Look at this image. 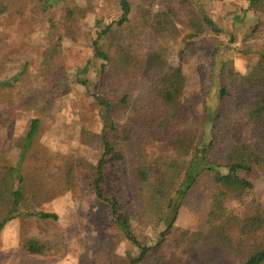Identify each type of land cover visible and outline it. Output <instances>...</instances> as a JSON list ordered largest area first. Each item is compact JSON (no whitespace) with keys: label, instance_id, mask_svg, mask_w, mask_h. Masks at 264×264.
<instances>
[{"label":"rangeland","instance_id":"rangeland-1","mask_svg":"<svg viewBox=\"0 0 264 264\" xmlns=\"http://www.w3.org/2000/svg\"><path fill=\"white\" fill-rule=\"evenodd\" d=\"M128 1L131 5L129 23L114 28L110 35L115 36L122 46L131 45L135 48L134 57L137 59H145L150 49L158 47L165 55V63L176 66L179 62V52H182L185 84L179 104L184 116L182 121L185 122L177 120L176 129L180 132L188 128L189 134L200 141V144L208 143L209 126H204L203 136H200V130L197 128L203 121L204 105L211 103L213 93L216 95L220 82L219 72L228 48L242 50L247 44L258 47L264 43V6L252 3L251 0H169L168 3L167 0ZM9 2L10 11L0 17V80L18 74L27 62V77H30L32 82V92L37 93L42 87L46 94L53 90L54 100L33 142H28L27 136L34 115L13 108L8 111L0 108V183L5 186L4 180L11 179V189L18 188L21 187L19 184L23 176L26 179L23 193L27 197L22 200V204L40 212L54 214L56 219L19 217L8 213L6 215V212L11 210L10 204L0 202V223L10 216L0 228V264H93L101 253L99 251H102L106 264H127L126 253L134 251L119 229L112 224L108 205L96 199L93 188L89 185L91 170L99 160L101 149L79 141L81 128L99 133L102 123L101 109L90 97V92L77 80L95 79L98 63L93 59L92 40L102 28L101 25L97 26V22L105 25L116 22L121 15L118 2ZM44 2H47V5L42 8ZM168 5L173 8V19L169 17L171 12L167 10ZM192 16L197 19H211L222 32L215 34L208 31L201 19L198 23L201 27L190 26L188 19ZM159 20H171L179 30L161 32L159 36L156 30ZM252 30L253 34H250ZM59 36L62 38L60 53H57L54 60L46 62L44 57L48 56L51 50H58L55 44ZM231 38L232 41L229 40ZM116 41L113 43L116 44ZM46 64L54 67L51 74L44 71ZM146 64L145 59L143 66L138 62L124 68L121 76H113V93L117 89L122 92V89L126 88L124 91L130 93L134 98L133 102L138 97L143 99L138 93L142 94L145 86H150L145 81ZM232 65L239 71L242 61L236 58ZM59 66L64 67L62 73ZM157 69L158 66L156 71ZM78 70L83 73L80 74ZM138 74L145 85L140 86L139 81L134 80ZM119 77H122L120 84ZM62 78L70 82L65 90L58 86ZM56 80H59L58 84ZM216 99L217 97L213 98L212 106H215ZM3 104L8 103L5 101ZM119 112L127 119L128 112L125 109ZM155 116L152 112L144 114L149 120H153ZM190 119L194 121L191 123ZM209 120L210 117L207 121ZM186 121L191 124L190 128ZM147 137L149 136H145ZM170 142L164 138H149L145 142L139 140L137 143L127 144L125 154L134 157L136 146H139L141 153L148 157L164 158L170 153ZM166 149L169 151L166 152ZM42 154L46 156L39 157ZM68 158L82 160V164L76 169L77 186L58 195L51 184L46 188L42 187L39 195L35 196L29 182L32 170L45 166L48 168L47 178L51 179L55 169L58 170ZM21 167H24V170ZM119 167L111 170L113 173L112 176L109 175L106 187L108 193L116 190L123 196V172L114 176L121 170ZM247 179L253 186L240 192L237 197L241 203L234 201V208L264 203V177L251 174ZM51 193L54 195L50 199L48 196ZM207 205L208 199L200 188L193 187L186 193L174 218L168 211L163 210V221L155 228L152 223L143 222V227H139V234L154 242L170 221L173 227L188 229L193 233L201 231ZM256 236L264 240V224L256 232ZM30 239L50 242L54 249L52 255L41 257L28 254L25 251V243ZM208 246L211 245L191 246L183 251V256L193 261H200L208 254L214 256L215 253L206 251Z\"/></svg>","mask_w":264,"mask_h":264},{"label":"trees","instance_id":"trees-1","mask_svg":"<svg viewBox=\"0 0 264 264\" xmlns=\"http://www.w3.org/2000/svg\"><path fill=\"white\" fill-rule=\"evenodd\" d=\"M251 1L264 6V0ZM117 2L121 12L119 19L106 25L97 22V26L101 25L102 28L92 40L93 59L98 63L95 79L77 80L90 92L87 93L101 109L102 127L99 133L81 128L79 141L101 149L99 160L91 170L89 185L93 188L96 199L108 205L112 224L119 229L134 251L126 253V263L264 264V240L256 236V232L264 224V203L248 204L245 207L240 205L237 208L232 206L234 201L241 203L237 197L240 192L252 188V183L247 179L249 175L264 177V43L258 47L247 44L242 50L228 48L219 72L220 82L216 95L213 93L211 103L204 105L203 121L197 125L200 136H203L205 125L209 126L210 131L208 143L200 144V141L189 134L190 129L186 128L180 132L176 129L177 123L184 118L179 104L185 84L182 52H179L178 64L170 66L165 63V55L158 47L150 49L145 56V81L150 86H145L142 94L137 92L143 99L138 97L133 102L134 98L130 93L124 91L126 88H123L122 92L117 89L113 93V76H121L124 68L129 65L139 62L143 66L145 62L144 57L135 58V48L131 45L122 46L115 36L110 35L114 28L122 27L130 21L129 1ZM46 5L47 2H44L42 8ZM10 9L9 0H0V17ZM167 10L171 12L170 19H173L171 5H168ZM200 19L192 16L187 23L199 28ZM201 22L210 32H222L215 22L207 17L201 19ZM156 30L161 36V32H177L179 29L171 20H159ZM61 40L60 36L56 38L55 47L58 50H51V53L44 57L46 62L54 60L57 53H60ZM236 58L242 61L239 71L232 65ZM27 64L25 62L20 72L13 77L0 80V108L7 111L13 108L34 115L27 136V141L33 142L53 103L54 93L50 90V93L46 94L43 87L37 93L32 92V82L30 77H27ZM154 66H158L157 71ZM44 68L47 74L54 70L49 64ZM58 68L62 73L64 67ZM78 72L83 73L81 70ZM121 78L119 77V84ZM134 80H138L140 86L145 85L139 74ZM58 81L56 80V83ZM69 84V80L62 78L58 86L65 90ZM216 97L215 106H212V100ZM5 101L7 105L3 104ZM123 109L128 112L127 119L119 112ZM149 112L156 115L153 120L144 117V114ZM189 121L192 123L194 120ZM186 122L190 128L191 124ZM149 138L171 141L170 153L164 158H152L142 154L140 147L136 146L134 157L125 154L127 144L137 143L139 140L145 142ZM45 156L42 154L39 157ZM81 164L82 160L68 158L58 170L55 169V175L52 174L51 179L47 178V167H36L29 179L34 195L38 196L42 187L46 188L51 184L58 195L74 189L78 183L76 169ZM118 166L121 170L114 176L123 172V196L116 190L108 193L106 187L108 177L113 173L111 170ZM22 169L24 170V167ZM25 181L22 176L19 184L21 187L14 189H11V179L4 180L6 187L0 183V202H6L11 207L6 215L8 213L19 217L55 220L54 214L40 212L22 204V200L27 197L23 193ZM196 186L208 199L201 231L193 233L188 229L173 227L170 221L154 242L139 234V227H143V222L152 223L153 228L161 223L163 210L168 211L174 218L186 193ZM53 195L51 193L48 197L51 199ZM6 219L0 223V228ZM207 245L211 246H208L206 251L215 253L214 256L208 254L200 261L189 260L183 256V251L191 246ZM53 250L48 241L30 239L25 243V251L31 255L50 256ZM99 252L101 253L93 264H106L102 251Z\"/></svg>","mask_w":264,"mask_h":264}]
</instances>
